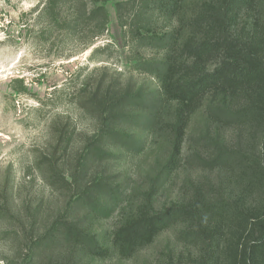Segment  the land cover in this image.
<instances>
[{"label": "rangeland", "instance_id": "obj_1", "mask_svg": "<svg viewBox=\"0 0 264 264\" xmlns=\"http://www.w3.org/2000/svg\"><path fill=\"white\" fill-rule=\"evenodd\" d=\"M47 1L0 0V264L186 262L197 248L184 241L182 222L130 257L112 250L105 258L84 251L72 256L76 245L55 233L56 224L75 221L112 246L113 231L145 200L160 210L191 199L196 188L206 195L234 189L231 173L192 162L193 153L206 150L204 134L251 153L258 152L260 136L239 138L236 128L213 122L208 107L219 96L211 94L189 120L179 166L166 170L173 105L157 103L156 68L168 49L148 37L174 31L177 21L165 18L156 1L150 7L147 0H107L108 26L93 37L86 0L59 2L51 15L42 12ZM247 22L244 17L241 25ZM98 87L111 88L110 94L141 89L150 97L146 107L125 109L127 117L115 124L133 145L103 135L99 113L85 99ZM97 182L112 186L113 195L100 196L97 210L77 202L84 190L97 196Z\"/></svg>", "mask_w": 264, "mask_h": 264}, {"label": "trees", "instance_id": "obj_2", "mask_svg": "<svg viewBox=\"0 0 264 264\" xmlns=\"http://www.w3.org/2000/svg\"><path fill=\"white\" fill-rule=\"evenodd\" d=\"M67 1L72 0H48L42 12L54 14L58 3ZM105 1L85 2L93 37L108 26ZM147 1L150 7L151 1H156L165 18L177 21L174 31L160 37L152 30L148 37V43H162L168 49L161 65L155 67L162 90L157 103L173 105L174 121L168 122L173 136L165 169L172 171L179 166L189 120L211 94L219 96V101L209 105V118L236 128L239 138L243 132L247 138L260 136V147L257 153L235 149L207 132L202 136L207 141L206 150L193 153L192 162L204 169L221 168L231 173L232 191L206 195L196 188L191 199L160 210L154 209L150 199L145 200L134 216L113 231L112 246L100 244L77 222L67 219L58 221L55 233H63L66 241L76 245L72 256L84 251L105 258L114 250L130 257L152 244L161 232L182 222L186 224L183 239L196 246V254L187 256L186 262L178 257L156 264H264V0ZM244 17L247 25H241ZM145 21L147 28L151 23ZM110 92L111 88L102 91L98 87L86 93L85 99L98 111L105 137L133 145L132 136L114 128L115 124L127 117L125 109L146 107L151 99L141 89ZM97 149L101 155L106 151ZM94 186L97 196L84 190L77 202L82 200L97 210L100 196L113 195V187L99 182Z\"/></svg>", "mask_w": 264, "mask_h": 264}]
</instances>
